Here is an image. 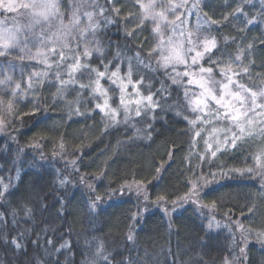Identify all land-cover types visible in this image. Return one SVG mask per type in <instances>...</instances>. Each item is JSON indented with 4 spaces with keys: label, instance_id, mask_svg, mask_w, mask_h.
<instances>
[{
    "label": "trees",
    "instance_id": "obj_1",
    "mask_svg": "<svg viewBox=\"0 0 264 264\" xmlns=\"http://www.w3.org/2000/svg\"><path fill=\"white\" fill-rule=\"evenodd\" d=\"M242 2L201 3L199 28L205 33L199 30L196 36L213 37L219 47L202 66L214 67L226 36L234 45L224 48V62L236 47L245 50V42L251 54L246 51L244 69L264 77V22L247 24L241 13L248 7L241 8ZM119 3L95 0L92 7L85 6L99 23L89 44L92 53L81 55V65L87 67L75 71L63 87L49 71L43 82L34 78L29 88L28 75L44 65L0 58V64L12 59L25 69L23 77L19 68L9 73L24 95L16 90L13 96L14 86L0 85V264H92L94 258L105 264L95 257L98 245L111 264H264V244L256 239L264 233V170L255 163L264 137L236 142L235 148L212 156L205 130L191 123L196 116L188 107L186 85L173 82L172 73L148 48L149 37L135 39ZM60 8L68 23L70 10ZM193 12L187 24L197 26ZM87 26V17L81 16L79 27ZM96 41L102 55L95 51ZM105 66L107 73L99 80L106 91L102 95L94 91L96 73L89 68L104 71ZM117 67L119 73L109 79ZM61 78L68 79L63 69ZM34 91L35 104L30 99ZM149 94L158 102L155 108L146 107L145 99V105L125 106ZM197 184L200 206L186 205ZM13 239L22 247L17 249Z\"/></svg>",
    "mask_w": 264,
    "mask_h": 264
},
{
    "label": "snow or ice",
    "instance_id": "obj_2",
    "mask_svg": "<svg viewBox=\"0 0 264 264\" xmlns=\"http://www.w3.org/2000/svg\"><path fill=\"white\" fill-rule=\"evenodd\" d=\"M139 3L140 0H137ZM264 2V0H262ZM95 4V0H73L71 3V17L68 23L64 22L63 14L60 11L59 0H0V9L6 12H19L20 9H24L23 12H19V15L25 18V23L16 24L14 22L13 28H8L4 26L3 22H0V57H5L12 55L10 49L18 50V59L20 61H36L37 63L44 65V70L40 72H32L27 77L28 87H32L33 79H36V83H41L45 78L49 76V71H51L53 77L58 81L59 85L63 87L65 84L69 83L73 79V74L75 71L79 70L81 67H87V65H81V55L83 57H90L92 49L89 48V44L95 40V32L99 27V23L93 22L92 11L84 10L85 6L92 7ZM141 8L145 11V19L151 18L153 21V31L157 35L158 43L154 51L158 50V56L161 62V66L168 68L170 65L175 70V65L183 64L186 68H191L192 65L197 64L198 59L202 57L203 53L208 52L211 48L215 47L214 40H208L206 38H193V34L190 30L184 27L188 20L191 18L193 11L197 12V31L200 27L199 18V8L200 0H162L158 5L159 11H156L155 0H149L147 5L141 3ZM182 11H177V10ZM119 12V9H115ZM166 13H171L173 19L169 20ZM97 14H103V9H99ZM81 16L87 17L88 26L87 28L79 27L81 22ZM184 19H181V17ZM107 23H111V20H106ZM179 22V23H177ZM252 23V21H249ZM171 30V35L165 39V31ZM91 32L92 36L87 37V33ZM179 36L182 39H176ZM202 44V48L200 45ZM83 45L82 54L78 51ZM185 45H188L185 47ZM251 47V45H249ZM35 49V51H33ZM95 51L102 55V50L99 47V42L96 41ZM195 53L194 55H191ZM55 59H52V58ZM189 57L191 59V64H189ZM240 57L237 56L236 60ZM138 62H142L141 58L137 54ZM70 61V63H66ZM147 66V65H146ZM19 68L21 76L25 75V69L23 66L18 64H13L10 60L7 65L0 64V85L5 87H13L12 95H16V90H20V94L24 95L23 90H21V85L13 81L12 76L9 74ZM62 69L65 71L68 79L61 78ZM244 71H247L245 68ZM89 72H95L96 76L93 78L96 88L94 91H100L102 95H106V91L101 89L99 86L100 78H103L107 73V66H105L104 71H99L97 69L89 68ZM200 73L212 72L211 68H204L200 66ZM119 73V68L117 67L115 71L108 73L109 79L116 77ZM131 73L132 66L131 61L128 65V82L131 83ZM181 75V73H177ZM183 76H190L188 70L182 73ZM220 75L226 78V83H222L220 87L219 94H217L215 86L217 82L210 76L206 80L201 79L198 82V87L201 89L199 96H194L192 98V103L194 105L193 111L205 112L209 108V103H214L217 107V114L223 115L225 119L234 122V127L236 131L231 132L230 146L235 148L236 141L244 137L245 135L253 136L252 128L250 127L254 123V116H264V89L259 91H252L251 89H244L242 85H238L240 89L247 95H242L240 91H229V85L233 83L232 77L238 75L231 70L228 66L227 70H222ZM115 83V80L112 81ZM174 83L179 81L173 80ZM138 83H142L138 81ZM188 83H192L190 78ZM80 87H85L84 84H80ZM139 95V90H137ZM226 97L228 99H226ZM258 97L260 102L258 103ZM148 101L146 107L155 108L158 106V102L153 101V97L149 94L146 97H141ZM131 102V101H130ZM235 102V103H233ZM107 103V101H105ZM121 103L123 104V98H121ZM139 104V100L136 101ZM11 107V105H9ZM100 107V105H97ZM219 109H224L221 113ZM260 111L257 112L256 110ZM103 111V108H101ZM128 109H125V120H127ZM136 116L141 115V110L139 107L135 112ZM116 112L112 110V117L115 118ZM2 123V122H0ZM195 123V121H191ZM264 123V121H261ZM215 131V129H213ZM259 135L264 136V127L259 130ZM199 135V132L196 133ZM227 139V138H226ZM211 148V145H208ZM219 151V148L216 149ZM212 156H215V151H213ZM257 167L264 170V151L258 154L256 157ZM248 172H254V169H247ZM195 188V185H193ZM141 189L137 188V195L140 194ZM0 196H3V190L0 189ZM100 197H95L90 207L95 210V201H98ZM145 199L147 197L145 196ZM158 199H164L163 197H158ZM175 210V208L173 209ZM211 227V225H209ZM129 239H132L131 235ZM256 239L264 244V233H260L256 236ZM51 244V240L47 241ZM12 243L17 249L22 247V244L16 239L12 240ZM67 243L60 245V248L67 247ZM245 249L240 248V252L244 253ZM53 252H59V249L53 248ZM95 257L102 259L105 264H111L108 259L107 254H103V246L98 245ZM92 264H96L95 258L92 260Z\"/></svg>",
    "mask_w": 264,
    "mask_h": 264
},
{
    "label": "rangeland",
    "instance_id": "obj_3",
    "mask_svg": "<svg viewBox=\"0 0 264 264\" xmlns=\"http://www.w3.org/2000/svg\"><path fill=\"white\" fill-rule=\"evenodd\" d=\"M206 0H200V5L201 3L205 2ZM242 5L241 8H247V10H245L244 13H241V18L245 19V22H247V24H251V25H255V24H260L262 22H264V2H262V0H242ZM17 2H21V0H17ZM60 2V6L64 7L65 9H69L70 10V14H71V3L73 2V0H59ZM162 2V0H155V3L157 5L156 7V11H159V4ZM143 3L145 5H147L149 3V0H140V2L138 3L137 0H120L119 3V8L122 10L124 16L129 20L128 21V30L131 31L135 37L136 40L139 41H145V39L147 37H149L148 39V48L150 50H152L155 54H156V58L158 59V61L160 60L159 56H158V50L154 51V49L156 48V45L158 43L157 40V35L156 33L153 31V21L151 20V18L145 19V11L144 9L141 8L140 4ZM189 3H192V0H189ZM137 4L139 5V10L136 11L134 8V5ZM24 9H20L19 12H23ZM61 11V8H60ZM182 11V10H177ZM19 12H6L3 9H0V22H3L4 26L8 27V28H13L14 27V22L16 24H23L25 23V18L19 15ZM9 13H13L12 16L7 17L6 14ZM194 13V12H193ZM253 13V14H252ZM169 17V20L173 19V16L171 13H166ZM240 15V14H239ZM181 19H184L183 16L181 17ZM190 19L188 20L187 23H189ZM249 21H252V23H249ZM179 23V22H177ZM185 27V25H184ZM218 27H220L218 25ZM186 28L188 30H190L193 34V38H197L200 36H196L198 34L197 31V26L196 25H188L186 26ZM162 30L165 31V39H167V37L169 35H171V30H165L163 29L162 26ZM200 33L203 34L205 33L204 30H202L201 28H199ZM218 32V31H217ZM202 38V37H200ZM204 38L208 39V40H214L215 41V47L211 48L210 51L203 53L202 57L198 59L197 64L192 65L191 68H186L185 65L183 64H177L175 65V70H173V67L170 65L168 69L172 75H173V80H177L179 81L178 83H184L186 86V91H187V102H188V107L189 109L194 112L196 119L194 120L195 123H200V125L203 127V129L205 130V137H206V147L208 148L209 151H215L218 152L216 149L219 148V151L222 149H225L226 147H231L230 146V141H231V132L236 131L235 127H234V122L225 119V117L223 115H218L217 114V107L214 103H209V108L207 111L205 112H200V111H193V103H192V98L194 96H199L201 89L197 86L198 82L201 79L206 80L208 76H210L212 79H214L217 82V85L215 86L216 92L217 94H219L220 91V87L222 83H226V78L220 75V72L222 70H227V67L230 66L232 72L234 73H238V75H234L232 77L233 79V83L231 85H229V91H240L242 95H247L246 93H244L242 91V89H240L238 87V85H242L244 89H251L252 91H259L261 89H264V77H257L255 75V72H251L249 73L248 71H244V57L246 56V51L250 48L249 44H246L244 42L243 47H245V50L243 51H239V46L236 47V52L234 53L232 59H229L230 61H226L224 62V58L228 55V53L224 50V48L226 46H230V45H234L233 44V39H229V37H224V39L222 38L221 43H220V49H219V53L218 56L216 58L213 59V64L215 70L213 68L212 72L210 74L208 73H200L199 72V68L200 66L203 65V62L206 61L207 59H212L211 55L212 53L217 50L218 47V42L217 39L213 38V37H209L207 35L204 36ZM176 39H182L181 37L177 36ZM242 40V39H241ZM237 45V44H236ZM235 45V46H236ZM188 45H185V47H187ZM200 47L202 48V44L200 45ZM33 51H35V49H33ZM10 52L12 53V55L9 56H5V57H0V58H12V59H16L17 62H24V61H20L18 59V50L16 49H10ZM195 53L190 54L194 55ZM251 52L247 51V56L250 55ZM239 56L240 59L236 60V57ZM12 59H8L6 60V63L10 60L12 62ZM231 61H234L233 63L230 64ZM246 61V60H245ZM211 63H209V66H211ZM161 63V62H160ZM189 64H191V59L189 57ZM188 70L190 73H193V75L190 76H183L182 73ZM177 73H181V75H177ZM192 79V83H188L189 79ZM37 92H33L30 95V99L33 102V104H35L37 102ZM129 96L131 99L132 95L129 93ZM226 99H228L226 97ZM139 100V103H143V105H145V100L144 99H136L133 98L131 100L130 103H125V106H130L133 103H136V101ZM260 102V98L258 97V103ZM235 103V102H233ZM1 111L3 110V106H0ZM224 109H219V112H223ZM257 112H259L260 110L257 109ZM249 115H253L254 117V123L250 126L252 128L253 131V136H248L245 135L244 137H242L241 139L237 140L236 142H241V141H245L246 139H249L250 141L253 140H260V138L264 137L262 135H259V130L261 127H264V123H261V121H264V116H254L253 113H249ZM213 129H215V131H213ZM227 138V139H226ZM211 145V148L208 147V145ZM256 151H258L259 153H261L262 151H264V147L259 149H256ZM264 162V161H262ZM255 163L257 164V162L255 161ZM196 183V182H195ZM194 183V184H195ZM198 184L195 185V188L193 187L190 193V199L183 202L186 205H192L194 204L195 206H200L198 203L196 204V199L200 196V194L198 193Z\"/></svg>",
    "mask_w": 264,
    "mask_h": 264
}]
</instances>
